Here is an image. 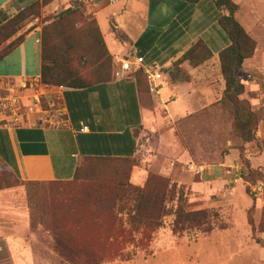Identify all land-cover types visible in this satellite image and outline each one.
I'll use <instances>...</instances> for the list:
<instances>
[{
	"label": "rangeland",
	"instance_id": "rangeland-1",
	"mask_svg": "<svg viewBox=\"0 0 264 264\" xmlns=\"http://www.w3.org/2000/svg\"><path fill=\"white\" fill-rule=\"evenodd\" d=\"M69 5V9L62 7L55 12L39 4L38 15L27 20L15 37L37 30L42 33L59 14L80 9L75 0H69ZM78 17L81 30L89 31L88 11L80 10ZM71 22H76V16ZM251 31L254 35L250 37L258 48L252 66L258 69L264 67V29L251 28ZM36 38V34L29 36L24 45L0 64V75L35 73L40 48ZM87 58L73 56L70 63L92 80ZM260 72H251L258 83L256 89L250 92V87L244 85L246 94L256 99L251 102L253 110L264 111L258 101L262 93L259 85L264 78ZM141 80L146 87L148 117L137 154L129 162L94 161L87 166L92 173L83 171L78 180L66 183L22 182L0 163V239L6 242L14 264H264V251L260 247L236 254V243H230L232 237H216L230 227L233 233L247 230L245 216L238 208L232 211L227 200L212 201L214 191L202 184L196 173V167L215 164L219 155L239 149L240 142L231 134V116L217 105L197 111L187 119L163 123L162 111L153 106L147 82L144 77ZM32 95L19 82L0 81V124L12 123L15 115L24 116L23 106L28 104L25 97ZM51 95L49 101L44 99L47 95L39 97L35 111L41 113L24 116L21 123L57 127L56 122L63 118L62 103L58 91ZM28 100L36 103V99ZM258 142L249 146L261 151ZM133 169L143 176L142 184L130 183ZM153 181L173 185L171 205L165 206L166 215L157 226L130 221L127 210L132 196L128 185L142 189ZM177 200L186 213L202 210L216 215V220L208 224L214 230L207 235L194 229L174 232ZM249 218L254 231L264 230L263 223L254 224L253 214L249 213ZM241 239L245 242L243 234ZM65 246L72 251L69 259L56 253Z\"/></svg>",
	"mask_w": 264,
	"mask_h": 264
},
{
	"label": "crops",
	"instance_id": "crops-1",
	"mask_svg": "<svg viewBox=\"0 0 264 264\" xmlns=\"http://www.w3.org/2000/svg\"><path fill=\"white\" fill-rule=\"evenodd\" d=\"M43 1L0 0V11L13 17L30 5L37 2L42 4ZM233 2L239 8L236 20L249 36L254 35L251 28L264 29V0ZM62 7L69 9V0H53L46 5L47 9L55 12ZM85 8L96 22L113 61L112 78L109 82L87 89H52L50 93L58 91L62 103V126L13 122L0 124V161L22 182H71L80 166L89 161L134 159L148 117L145 107L148 99L140 91L145 88V82L142 80L138 84L134 79L136 67L127 76L115 78L118 69L116 59L141 58L143 63L140 69L143 71L151 65L162 68L163 78L157 83V93H151V101L155 108L162 111L163 123H175L197 111L216 107L225 89L218 55L227 48L228 41L218 28L217 23L223 13L217 10L213 0H201L196 4L180 0H119L113 4L109 0H94ZM112 27L121 34V38L116 37ZM35 34V43L40 46L33 69L35 73H5L0 75V81L21 83L32 78L40 79L41 32H30L22 45L29 36ZM198 40L204 42L212 58L197 68L184 63L180 68L188 81L172 82L169 76L172 64ZM257 52L256 42L253 57ZM253 57L244 63V71H240L242 81L245 80L244 84L250 87V92L258 87V83L252 81L251 72L261 71L259 74L264 77V67L257 69L252 66ZM262 81L264 83V78ZM51 94H47L44 99L51 100ZM258 96V101L264 106L263 94L259 93ZM256 139L259 143L264 140V121L258 126ZM243 156L251 169H264L263 149L260 151L247 146ZM196 170L199 181L214 191L212 201L219 203L223 199L227 200L232 211L238 208L245 216L247 230L242 233L235 230L233 233L230 227L216 237H232L230 243H236V254L254 250L255 247L264 251V230L252 231L248 223L250 213L253 214L254 224H264V196H252L254 200L246 194L242 182L245 169L239 160L238 151L230 150L219 155L215 164L204 163ZM142 182L143 176L133 169L130 183ZM219 193L223 197H219ZM243 202L248 204L243 206ZM242 234L245 242L241 239Z\"/></svg>",
	"mask_w": 264,
	"mask_h": 264
},
{
	"label": "trees",
	"instance_id": "trees-1",
	"mask_svg": "<svg viewBox=\"0 0 264 264\" xmlns=\"http://www.w3.org/2000/svg\"><path fill=\"white\" fill-rule=\"evenodd\" d=\"M51 1L53 0H44L42 5H47ZM180 1L196 4L201 0ZM213 2L217 10L223 13L217 25L228 41L227 48L218 55L220 73L225 85L218 105L232 118L231 134L240 142V147L237 151L239 153V160L245 169L242 175V182L246 185V194L251 197V186L263 185L264 169H251L243 155L247 146L258 142L256 133L260 122L264 121V111L260 110L262 108L253 110L251 102L256 99L246 94V88L240 71L244 63L254 56L256 42L236 20L235 16L239 8L233 0H213ZM39 4L41 3L32 4L13 17H9L0 11V63L23 44L29 32L22 36H15L27 20L38 15ZM84 9L86 8L80 6V9L76 8V11L67 10L59 14L58 18L42 30L40 81L43 85L53 88L81 90L111 80L113 61L105 48L96 22L89 14L91 29L87 32L81 30L82 22L80 21L81 19L79 20L78 14H80V10L84 11ZM75 16L76 22L72 23L71 21L75 19ZM112 32L117 38H121V34L116 33L113 27ZM81 55L89 57L87 60L90 63L92 80L87 79L71 66L70 59L73 56L77 57ZM211 58L212 54L204 42L202 40L196 41L172 64L169 73L171 81H188V77L180 68L184 63H188L192 68H197ZM133 77L138 84L142 81L141 77H144L146 80L142 69H137ZM259 88L262 91L264 103V83L260 84ZM145 89L146 87L140 91L145 93ZM259 144L264 150V140ZM96 161L127 163L130 160ZM92 162L94 161L82 164L76 172L74 180H78L83 171L90 172L91 170H88L87 166ZM0 163L6 166L2 161ZM154 182L146 184L142 189L133 188L128 185L131 188L129 195L132 196L131 207L127 210L129 212L127 218L130 221L157 226L161 218L166 215L165 206L171 205L173 185L157 184V182ZM213 220H216V215H208L207 212L202 210H191L186 213L181 202L177 200L173 231L179 234L184 230L194 229L199 233L207 235L214 230L213 226L208 227L210 221L213 222ZM248 223L252 227V231H254V225L250 218ZM257 243L263 247L261 242L257 241ZM59 244L63 245L62 242H58ZM56 253L63 259H69L72 256L71 249L66 246L60 250H56Z\"/></svg>",
	"mask_w": 264,
	"mask_h": 264
},
{
	"label": "built area",
	"instance_id": "built-area-1",
	"mask_svg": "<svg viewBox=\"0 0 264 264\" xmlns=\"http://www.w3.org/2000/svg\"><path fill=\"white\" fill-rule=\"evenodd\" d=\"M76 3L80 6L87 7L90 6V4L94 0H75ZM119 0H109L111 4L118 2ZM143 60L141 58H136V59H128V58H123V59H116L115 64L118 66L117 71L115 72L114 76L115 78H123L124 76H127L128 74L131 73L132 69L136 67V69H140V66L142 65ZM144 74L146 77V82L148 85V89L150 93H157V83L162 80L163 78V72L162 68L157 66V65H151L147 66L144 68ZM251 77H248V79ZM252 81L255 82V80L252 79ZM21 88L26 91H32L33 95L29 97H25L26 103H28L26 106H23V115L28 116L32 115L34 113L40 112L41 111H35V109L38 108V101L37 99L39 97H45L48 92H50L53 87H49L46 85H43L38 78H32L27 81H22L21 82ZM36 99V103L34 101H29L28 99ZM35 111V112H34ZM16 118L12 121L13 123H21L23 122V117L24 116H17L15 115ZM63 125V120H58L56 122V126H62ZM83 131L86 130L85 127L82 128ZM250 194L254 198L262 197L264 196V186L261 185H254L251 186L250 189ZM0 264H14L12 261V258L9 253L8 246L5 241L0 239Z\"/></svg>",
	"mask_w": 264,
	"mask_h": 264
}]
</instances>
